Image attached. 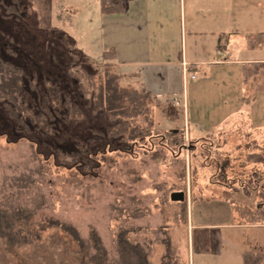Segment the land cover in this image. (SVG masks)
Segmentation results:
<instances>
[{
    "label": "rangeland",
    "instance_id": "374dc122",
    "mask_svg": "<svg viewBox=\"0 0 264 264\" xmlns=\"http://www.w3.org/2000/svg\"><path fill=\"white\" fill-rule=\"evenodd\" d=\"M1 1L6 4L13 2ZM20 16L18 20L0 6V84L3 75L10 72L9 65H5L7 62L23 67L28 75L33 70L36 72L31 83L30 77L23 79L24 86L30 90L33 88L29 83L34 88L44 86L43 74L46 76L50 72L56 78L61 73V67L78 65V77L89 94L88 98L94 100L97 97L99 100L100 89L108 77L106 72L114 75L112 70H107L104 65L89 63L62 41L53 38L51 33L37 30L30 4L23 7ZM64 22L67 23L68 19ZM229 49L232 50V58L245 57L241 40L233 41ZM172 60L177 63L178 59ZM217 65L207 66L208 74H204L205 71H202L203 74L196 72V78H187L185 87L182 78L178 79L177 69L170 68L169 83L175 92L172 97H176L180 103H175L172 98L164 104L159 103L161 99L168 100L163 90L160 95H157L158 91L153 93L156 99L150 96L148 106L155 108V123L162 129L156 128L157 133L164 135L167 140L165 145L160 136L155 138L153 145L147 144V148L128 150L117 146L110 152L98 153L96 164L86 172L46 167L31 141L11 143L0 135V215L18 217L25 211L32 214L36 225L50 218L65 222L78 231L90 246L91 254L95 253L91 245V233L95 230L112 264H125L119 251L118 236L122 231L129 230L127 236L140 243L152 255V259L158 261L165 252V226H174V237L184 231L181 229L183 221L178 220L176 209L170 204L171 193L183 190L187 195L190 224L197 225L195 230H190V264H243L240 250H258L264 228L235 227L233 224L264 222V215L260 213L264 206L260 204L263 202L262 196L251 184H259L261 188L264 186L262 176L261 179L253 177L255 170L263 175L264 168L258 170L259 166L250 161L248 148H243L247 138L239 136L245 130L241 120V66L239 63ZM44 69L46 73H42ZM32 91L36 105H39V92L35 89ZM0 100L5 101L2 94ZM263 101L260 98L252 106L251 117L252 125L264 135ZM181 103L185 105L181 107ZM90 111L99 117L95 121L102 126L99 127L102 132L105 129V111L93 112V108ZM152 111L154 114V109ZM230 112H237V115L225 118ZM92 121L85 126V136L90 138L93 136L90 126L95 124ZM9 127V122L0 112V128ZM79 129L81 127L77 126L71 131L78 135ZM235 129L234 135L223 139ZM172 130H181L191 141L202 140L203 144L195 142L197 148H192V143L187 141L185 151L182 150L179 156L173 155L165 148L166 145L177 147L173 139L176 141L179 137L172 139ZM256 134L254 131L255 140H264ZM62 147L67 153L79 150L73 140H67ZM219 162L222 164L221 172L218 171ZM213 175L216 176V179L213 178L215 181L224 183L223 186L211 183L209 177ZM228 177L231 180H226ZM243 185L249 186L243 188ZM238 193L242 197H238ZM230 199L237 202L234 204L237 205L236 211L247 207V217L236 214L233 218L229 210ZM243 202L246 203L241 204ZM222 207L226 209L222 210ZM199 224H215L218 227L209 228ZM55 231L52 227H46L43 230L44 238L47 239ZM215 234H219L218 237ZM183 236L179 245L187 254L186 234L183 233ZM219 250L221 253L216 254Z\"/></svg>",
    "mask_w": 264,
    "mask_h": 264
},
{
    "label": "trees",
    "instance_id": "16d2710c",
    "mask_svg": "<svg viewBox=\"0 0 264 264\" xmlns=\"http://www.w3.org/2000/svg\"><path fill=\"white\" fill-rule=\"evenodd\" d=\"M101 1L105 12L122 10V0ZM0 6L8 14L15 15L18 20L21 19L23 0H13L10 4L1 1ZM64 12L62 10L60 14ZM263 40L264 32L248 36L251 47L257 46ZM111 62L112 59L108 58L103 67H107V70L110 68L114 75L110 74V71L106 72L108 77L100 89L99 100L97 97L94 100L88 98L89 94L84 90L82 80L78 77L80 74L78 65L61 67V73L56 78L50 72L46 76L43 74L44 86L34 88L30 84L32 78L36 77L34 70L30 72L32 75L30 76L23 67L7 62L5 65H9L10 72L6 71L0 84V94L5 97V101L0 100V112L11 128H0V135L11 143L20 140L31 141L44 166L74 169L77 173L86 172L91 165L96 164L98 153L110 152L118 148L117 146L136 150L140 147L147 148V144L153 145L155 138L160 136L162 138L164 135L157 133L153 124V109L148 106L151 95L135 87L123 86ZM42 73H46V70L44 69ZM255 73L251 70L246 74V78H250ZM28 78L32 90L39 92V105H36L33 91L24 86L23 79ZM90 108H93V112L105 111V129H102V132L99 128L102 126H98L95 121L99 117L93 115ZM29 112L31 114H28ZM90 120H93L92 124L95 123L90 126L93 131L91 138L85 136L87 132L85 126ZM77 126L81 127L78 135L71 131ZM172 131L170 136L172 139L179 137L176 141L173 139L177 147L166 145L165 148L171 154L179 156L186 146V139L181 131L179 135H177L178 131ZM67 140L75 141L79 150L67 153L62 147ZM165 141L167 142L163 137L161 141L163 145ZM201 141L189 140V143H192V148H197L194 143L198 142L202 145ZM248 157L255 165L264 163V148L260 153H248ZM219 166H222L220 162ZM253 174L254 179L262 176V173L257 170ZM225 176L227 177V174ZM251 184L257 191L260 185ZM247 186L249 185H243V188ZM235 203L237 202L233 201V204ZM170 204L176 209L178 220L183 221L181 229L187 227L186 199L171 200ZM46 227L56 230L47 239L43 234ZM173 227L165 226V252L160 255L158 261H154L152 255L140 243L134 242L127 236L129 230L122 231L118 236V244L125 264H189L182 246L180 247L183 233L180 232L174 237ZM91 237V245L95 250L93 254L90 253V246L81 238L78 231L65 222L50 218L36 225L32 214L25 211H22V215L18 217L0 215V264H90V262L112 264L95 230H92ZM263 259L262 253L247 252L244 256L245 264H259Z\"/></svg>",
    "mask_w": 264,
    "mask_h": 264
},
{
    "label": "crops",
    "instance_id": "0c3cea01",
    "mask_svg": "<svg viewBox=\"0 0 264 264\" xmlns=\"http://www.w3.org/2000/svg\"><path fill=\"white\" fill-rule=\"evenodd\" d=\"M27 4H30L37 30L51 33L53 38L62 41L78 57L91 64L101 66L111 58L112 68L120 76L123 86L133 85L148 92L154 99L156 96L153 93L158 91L157 95H160L163 90L168 100L161 99V104L171 101V98L172 101L177 99L172 97L175 92L171 90L169 83L170 68L177 69L178 79L182 78L185 87V80L189 77L184 74V62L191 65L193 72L202 74V71L208 74L206 70L210 64L222 66L239 63L242 70L241 120L245 129L239 136L247 138L243 148H248L250 154L262 152L264 140H255L254 131L258 138H264V135L252 125L251 111L260 98L264 99V40L251 47L248 36L264 32V0H122V10L119 12H105L101 0H23L24 8ZM62 10L65 11V16L60 14ZM65 19H68L67 23L64 22ZM236 39L241 40L244 58H232V50L229 48ZM176 42L179 44L176 45ZM175 58L178 59L177 63L172 60ZM251 70L256 73L246 78ZM184 105L185 103H181V107ZM153 109V124L158 128L155 123V108ZM235 113L237 112H230L225 118L237 115ZM236 131L237 129L225 133L223 139H228ZM184 136L186 142H189L190 138L186 134ZM256 165L259 166L258 170L264 168V163ZM262 176L264 177V173ZM213 178L216 179L214 175L209 177L211 183H217ZM228 179L231 180L230 177ZM217 184L222 185L219 182ZM257 193L262 196L263 202L260 204H264V186H259ZM240 195L238 193L237 196ZM233 201L234 199L229 200L233 218L236 214L247 217V207L243 206L236 211L237 206ZM244 203L246 202L241 204ZM260 213L264 215V206ZM187 214L189 215L188 207ZM199 225L218 227L215 224ZM233 225L264 228V222ZM195 226L197 225L190 224L188 218L187 227L182 228L187 243V254L185 251L184 253L189 264L190 230H195ZM218 235L215 234L217 237ZM258 246L256 251L240 250L243 264L247 252L264 254V235ZM220 253L221 250L216 252ZM259 264H264V259Z\"/></svg>",
    "mask_w": 264,
    "mask_h": 264
},
{
    "label": "built area",
    "instance_id": "2783aa9c",
    "mask_svg": "<svg viewBox=\"0 0 264 264\" xmlns=\"http://www.w3.org/2000/svg\"><path fill=\"white\" fill-rule=\"evenodd\" d=\"M183 71L186 77H191V78H196V73L195 72H191L192 71V67L190 64L184 62L183 63ZM175 103H178L177 99H174Z\"/></svg>",
    "mask_w": 264,
    "mask_h": 264
},
{
    "label": "water",
    "instance_id": "95a60500",
    "mask_svg": "<svg viewBox=\"0 0 264 264\" xmlns=\"http://www.w3.org/2000/svg\"><path fill=\"white\" fill-rule=\"evenodd\" d=\"M172 201H184L186 199V193L183 190L174 191L170 196Z\"/></svg>",
    "mask_w": 264,
    "mask_h": 264
}]
</instances>
